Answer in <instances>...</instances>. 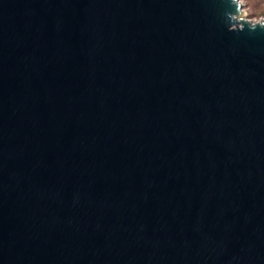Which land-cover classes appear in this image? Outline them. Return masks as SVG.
Returning <instances> with one entry per match:
<instances>
[{"label": "water", "instance_id": "obj_1", "mask_svg": "<svg viewBox=\"0 0 264 264\" xmlns=\"http://www.w3.org/2000/svg\"><path fill=\"white\" fill-rule=\"evenodd\" d=\"M238 0H0V264H264V18Z\"/></svg>", "mask_w": 264, "mask_h": 264}, {"label": "rangeland", "instance_id": "obj_2", "mask_svg": "<svg viewBox=\"0 0 264 264\" xmlns=\"http://www.w3.org/2000/svg\"><path fill=\"white\" fill-rule=\"evenodd\" d=\"M246 19L250 21L264 18V0H238Z\"/></svg>", "mask_w": 264, "mask_h": 264}]
</instances>
